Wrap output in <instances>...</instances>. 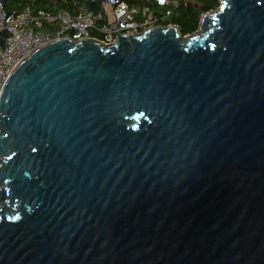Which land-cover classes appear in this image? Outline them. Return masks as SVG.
I'll use <instances>...</instances> for the list:
<instances>
[{
    "label": "water",
    "instance_id": "obj_1",
    "mask_svg": "<svg viewBox=\"0 0 264 264\" xmlns=\"http://www.w3.org/2000/svg\"><path fill=\"white\" fill-rule=\"evenodd\" d=\"M0 264H264V0L21 61L0 96Z\"/></svg>",
    "mask_w": 264,
    "mask_h": 264
},
{
    "label": "built area",
    "instance_id": "obj_2",
    "mask_svg": "<svg viewBox=\"0 0 264 264\" xmlns=\"http://www.w3.org/2000/svg\"><path fill=\"white\" fill-rule=\"evenodd\" d=\"M154 2L158 7L165 8L175 6L178 0H154ZM105 6L110 8L113 18L111 23L106 20L105 8L103 9ZM100 11L95 15L85 5L77 7L74 13L60 11L55 14L26 8L18 14L12 13L4 22V12L0 5V32L6 30L12 34L4 39V47H0V96L9 75L19 63L34 50L54 40L67 37L74 41L94 39L104 44H111L116 41L117 35L139 34L157 26L158 18L152 16L147 7L130 8L123 0H101ZM169 14L166 12L164 18ZM102 18L109 29L104 25ZM98 21L101 25L97 24ZM92 32L102 38L91 37Z\"/></svg>",
    "mask_w": 264,
    "mask_h": 264
},
{
    "label": "trees",
    "instance_id": "obj_3",
    "mask_svg": "<svg viewBox=\"0 0 264 264\" xmlns=\"http://www.w3.org/2000/svg\"><path fill=\"white\" fill-rule=\"evenodd\" d=\"M130 8L147 7L152 16L158 18L157 26L174 25L177 26L183 35H190L198 29L201 16L207 12L217 9L219 0H178L175 6L160 8L154 0H123ZM85 5L95 15L99 9L92 0H6L5 9L10 13L18 14L29 8L32 11L45 10L52 14L60 11H69L74 13L77 7ZM166 12L170 14L164 15ZM101 25V22H97ZM47 29V28H44ZM91 37L101 39L102 37L91 33Z\"/></svg>",
    "mask_w": 264,
    "mask_h": 264
},
{
    "label": "rangeland",
    "instance_id": "obj_4",
    "mask_svg": "<svg viewBox=\"0 0 264 264\" xmlns=\"http://www.w3.org/2000/svg\"><path fill=\"white\" fill-rule=\"evenodd\" d=\"M104 8H105L106 20L111 23L113 18H112L111 13H110V8H109V6H105V7H103V9Z\"/></svg>",
    "mask_w": 264,
    "mask_h": 264
}]
</instances>
